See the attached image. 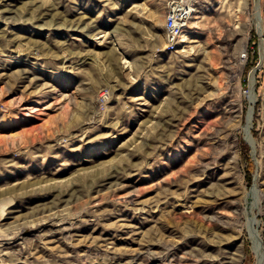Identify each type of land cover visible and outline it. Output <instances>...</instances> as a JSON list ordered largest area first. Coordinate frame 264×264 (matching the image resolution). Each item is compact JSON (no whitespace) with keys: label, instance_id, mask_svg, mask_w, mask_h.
Wrapping results in <instances>:
<instances>
[{"label":"rangeland","instance_id":"1","mask_svg":"<svg viewBox=\"0 0 264 264\" xmlns=\"http://www.w3.org/2000/svg\"><path fill=\"white\" fill-rule=\"evenodd\" d=\"M198 1L0 0V264H258L264 0Z\"/></svg>","mask_w":264,"mask_h":264},{"label":"built area","instance_id":"2","mask_svg":"<svg viewBox=\"0 0 264 264\" xmlns=\"http://www.w3.org/2000/svg\"><path fill=\"white\" fill-rule=\"evenodd\" d=\"M198 0H167L164 36V52H178L184 47L191 20L198 9Z\"/></svg>","mask_w":264,"mask_h":264},{"label":"bare ground","instance_id":"3","mask_svg":"<svg viewBox=\"0 0 264 264\" xmlns=\"http://www.w3.org/2000/svg\"><path fill=\"white\" fill-rule=\"evenodd\" d=\"M257 16H259V15H257ZM261 21H262V17L259 16V19H258V22L259 23H258V25H260ZM248 96H249V101L252 104H254V102H255V95L252 92H250L248 94ZM251 125H252V109H250L249 112H248L247 121H246V124L244 125V128L243 129H244V132H245L247 141H250V143L253 145V143L251 142V140L249 138V131L251 129ZM251 203H252V201L250 203H248V204L250 205ZM254 225H252V226H254ZM252 226H251V228H252ZM254 228L255 227H253V229H251V231H250V236H251V238L253 240V249H254L257 257H258V264H264V253L262 252V246H261V244L259 242V238H258V236H257ZM252 230H253V233H252Z\"/></svg>","mask_w":264,"mask_h":264}]
</instances>
